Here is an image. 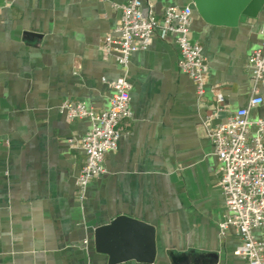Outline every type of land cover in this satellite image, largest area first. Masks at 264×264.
<instances>
[{"label": "crops", "instance_id": "0c3cea01", "mask_svg": "<svg viewBox=\"0 0 264 264\" xmlns=\"http://www.w3.org/2000/svg\"><path fill=\"white\" fill-rule=\"evenodd\" d=\"M140 1L158 17L191 8L190 36L207 68L202 102L178 67L173 35L155 32L126 69L104 51L125 0H0V264H246L237 232L220 233V161L204 123L216 105L211 125L248 107L247 58L264 40V2L229 26L206 22L193 0ZM122 74L131 115L104 172L79 196V140L91 120H68L60 105L106 109ZM248 118L264 119V103ZM120 215L152 226L151 260L135 227L118 226L97 247L96 229ZM253 233L264 242V229Z\"/></svg>", "mask_w": 264, "mask_h": 264}, {"label": "built area", "instance_id": "2783aa9c", "mask_svg": "<svg viewBox=\"0 0 264 264\" xmlns=\"http://www.w3.org/2000/svg\"><path fill=\"white\" fill-rule=\"evenodd\" d=\"M117 25L103 38V49L113 52L116 62L126 69L133 52L145 49L155 32L173 35L179 50V69L194 83L195 97L205 96L207 68L202 47L190 36L192 10L189 6H169L158 17L144 14L140 0H125ZM251 70L248 107L237 109L225 122L211 125L210 117L220 109L214 106L204 128L220 161L219 186L225 197L226 215L219 222L221 234L234 229L239 236L235 254L246 264H264V242L253 231L264 229V119L248 118L250 107L264 103V40L247 58ZM112 95L106 109L96 111L84 103L66 100L60 105L68 120L87 117L91 126L79 140L85 158L77 177L79 196L86 186L104 172V157L117 146L122 120L130 117V84L125 74L111 81ZM223 97L215 94L216 103ZM254 129V131L252 130ZM73 142L72 140L70 141Z\"/></svg>", "mask_w": 264, "mask_h": 264}, {"label": "water", "instance_id": "95a60500", "mask_svg": "<svg viewBox=\"0 0 264 264\" xmlns=\"http://www.w3.org/2000/svg\"><path fill=\"white\" fill-rule=\"evenodd\" d=\"M263 2L264 0H193L196 12L206 22L229 26L237 24L241 15L254 16ZM118 226H124L128 229L135 227L142 232L143 241L147 245L146 251L148 250L145 258L151 260L153 253L152 226L126 215H120L110 223L101 225L96 229L97 247L99 248L102 235L105 234V237H109Z\"/></svg>", "mask_w": 264, "mask_h": 264}]
</instances>
